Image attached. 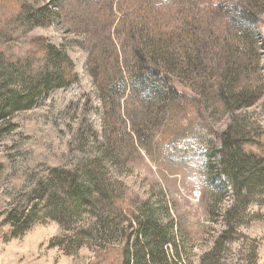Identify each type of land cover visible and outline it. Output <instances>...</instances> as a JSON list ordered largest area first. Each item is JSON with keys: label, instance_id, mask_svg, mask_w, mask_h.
Listing matches in <instances>:
<instances>
[{"label": "rangeland", "instance_id": "rangeland-1", "mask_svg": "<svg viewBox=\"0 0 264 264\" xmlns=\"http://www.w3.org/2000/svg\"><path fill=\"white\" fill-rule=\"evenodd\" d=\"M237 1L0 0V87H18L8 75L31 53L43 64L39 36L79 76L0 119V264H91L149 216L175 241L159 264H264V179L231 177L220 135L264 132V0H241L254 10L244 28L231 16ZM45 9L44 23H25ZM109 17L115 44L99 43L96 58ZM235 84L243 99L226 92ZM62 175L88 178L83 204L24 230L6 220Z\"/></svg>", "mask_w": 264, "mask_h": 264}, {"label": "trees", "instance_id": "trees-1", "mask_svg": "<svg viewBox=\"0 0 264 264\" xmlns=\"http://www.w3.org/2000/svg\"><path fill=\"white\" fill-rule=\"evenodd\" d=\"M237 2L240 5H235L236 13L231 14V16L235 17L237 26L244 28V25L249 22L250 12H254V10L246 2L241 0ZM113 8L112 5L109 10L112 12ZM52 12L45 9L42 13H33L29 16V19L26 18L25 23L33 22V25L44 23L45 21H41V18H51L54 14ZM109 18L103 20L102 27H104V31L99 39L100 42L95 40L96 43L92 44V54L96 58H98V49L100 50L99 43L101 44L102 41L107 40L115 44L111 32L113 23L110 22L114 19ZM31 45L37 47V55L43 59V64L37 69L34 64L31 65V56H35L33 53L29 55L30 57L27 56L24 61L14 63L15 69L8 76H13L16 73L20 76V80H18L17 88L13 86L8 91L4 89L6 79L4 80L5 84L1 85L0 119L4 118L6 114L32 108L45 93L53 89L68 87L79 78L75 63L66 50L58 48L42 36L34 37ZM5 47V43H2L0 50L4 52L3 49L7 48ZM29 63L30 66H28ZM154 73L158 75V71L154 70ZM242 88L236 84L232 87L227 85L226 92L234 94L238 99H243L245 92ZM241 89L243 93L237 94ZM238 103H241L240 106L247 105L242 101ZM220 135L225 144L224 150H226V157L230 164L231 171L228 174L242 182L250 180L256 184L264 179V132L247 136L237 126H229ZM87 179L85 176L83 179L78 175H62L59 178L60 184L56 186L57 188L50 187L44 181L40 182L29 194L30 199L26 206H16L10 209L6 220L17 230H24L26 224L32 218L43 220L52 211L60 213L63 209L70 212L74 211L75 208L85 202V198L91 193L92 187L86 184ZM30 200L38 201L29 206ZM235 208L236 204H233L228 212L231 213ZM169 227L168 224L161 223L153 216H149L146 220H140L136 224V231L130 233L129 239L124 245L111 244L98 247L96 257L91 264H159L160 259H167V245L175 242L171 237ZM216 249L217 245L207 254L215 252ZM205 256L202 264H205Z\"/></svg>", "mask_w": 264, "mask_h": 264}]
</instances>
